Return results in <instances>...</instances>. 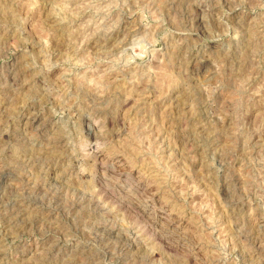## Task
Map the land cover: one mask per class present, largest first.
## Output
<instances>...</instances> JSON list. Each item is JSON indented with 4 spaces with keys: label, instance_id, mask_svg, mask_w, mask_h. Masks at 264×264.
<instances>
[{
    "label": "rangeland",
    "instance_id": "rangeland-1",
    "mask_svg": "<svg viewBox=\"0 0 264 264\" xmlns=\"http://www.w3.org/2000/svg\"><path fill=\"white\" fill-rule=\"evenodd\" d=\"M0 264H264V0H0Z\"/></svg>",
    "mask_w": 264,
    "mask_h": 264
},
{
    "label": "bare ground",
    "instance_id": "bare-ground-1",
    "mask_svg": "<svg viewBox=\"0 0 264 264\" xmlns=\"http://www.w3.org/2000/svg\"><path fill=\"white\" fill-rule=\"evenodd\" d=\"M109 230V229H108Z\"/></svg>",
    "mask_w": 264,
    "mask_h": 264
}]
</instances>
